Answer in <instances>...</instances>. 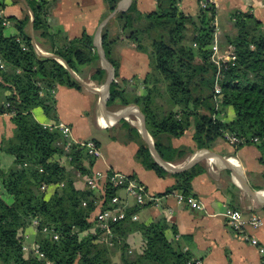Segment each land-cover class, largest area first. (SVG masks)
Wrapping results in <instances>:
<instances>
[{
  "label": "trees",
  "instance_id": "16d2710c",
  "mask_svg": "<svg viewBox=\"0 0 264 264\" xmlns=\"http://www.w3.org/2000/svg\"><path fill=\"white\" fill-rule=\"evenodd\" d=\"M22 1L26 8L19 18L5 17L0 12V114H8L13 124L11 136L0 140V152L13 157L8 167H3L0 160V264H199L176 240L177 231L164 218L135 220L139 205L124 208L122 218L110 221L109 233L100 228L96 213L118 207L111 200L118 197L121 187L106 179L97 182V189L75 187L77 175L84 181L93 177L98 153L90 156L80 143L66 149L67 140L62 133L46 125L58 121L52 90H81L82 84L57 59L39 52L26 28L31 17L35 34L50 42L45 51L60 58L81 79L86 78L82 67L99 59L93 37L83 32L77 37H63L58 43L47 23L56 0H19ZM105 2L112 12L118 0ZM179 2L157 0L156 9L143 14L137 10L136 0H132L115 15L122 34L135 43L137 50L147 52L150 47L151 72L145 77V91L140 95L133 93L130 97L115 81L119 64L111 55V46L120 34L111 37L109 26L103 28L101 46L114 74L106 107L137 105L156 151L169 163H183L191 150L166 145L161 137H180L190 126L197 149L209 148L227 132L243 143L254 142L263 156L261 22L246 12L234 14L236 34L218 36L216 40L219 46L234 48V59L220 62L218 67L212 58L214 6L200 9L198 22L193 23L195 35L190 45H185L186 27L192 20L180 10ZM4 7L0 0V8ZM105 78L106 71L100 68L89 76L97 85H102ZM216 84L219 94L215 93ZM226 113L232 114L228 120L220 116ZM131 130L136 134L135 129ZM94 144L98 149V144ZM135 158L158 177L174 178V183L157 196L178 191L184 201L193 196V178L205 170L195 162L185 170L169 171L155 162L143 141L138 142ZM30 229L34 232L31 242ZM168 229H172V237L168 236ZM133 232L143 238L139 254L131 252L127 242Z\"/></svg>",
  "mask_w": 264,
  "mask_h": 264
},
{
  "label": "crops",
  "instance_id": "0c3cea01",
  "mask_svg": "<svg viewBox=\"0 0 264 264\" xmlns=\"http://www.w3.org/2000/svg\"><path fill=\"white\" fill-rule=\"evenodd\" d=\"M3 1L5 7L0 8V12L5 17L19 18L26 8L24 1ZM131 1H123V9ZM204 1L207 2L206 7L213 5L215 8L214 26L217 37L236 34L232 20L237 12L251 14L261 22L264 29V0H180V10L192 20L186 27L185 45H190V40L195 35L193 23L198 22L201 3ZM136 5L140 13H149L156 9L157 0H136ZM111 13L105 0H56L47 23L58 43L63 37L73 38L83 32H87L94 40L99 29L101 36L106 25L109 26L111 37L120 34L119 40L111 46V55L119 64V77L115 81L129 92L130 97L133 93L140 95L145 91V77L151 72L148 56L150 47L148 45L147 52L137 50L135 43L122 34L120 23L115 19L117 13L110 16ZM105 21L101 28L100 25ZM26 31L41 51L46 52L45 49L50 48L49 40L39 38L33 31L31 17ZM225 49L226 46H219L216 55L223 54ZM103 66L104 63L99 57L93 65L82 67V72L86 75L82 80L95 89H86L83 86L81 90L58 87L53 92L56 118L70 127L73 140L93 141L98 144V158L92 167L93 176L107 174L108 171L132 176L149 195L157 199L139 205L134 213L135 220L144 222L164 218L177 231L176 240H180L183 248L189 250L192 259L199 261V264H264V226L246 229V233L257 241V246H254L244 241L241 235L227 225L225 216L228 210H237L245 219L253 215L264 218V155H261L255 143L241 142L232 145L225 138L219 137L209 148L197 149L193 142V126L180 137H161V142L166 145L191 150L183 163L170 164L183 165L196 154V163L204 166L205 170L191 182L193 196L190 198L196 201L197 206L181 203L177 198L181 194L178 191L157 196L156 194L174 183V178L171 175L158 177L154 171L144 168L136 160L138 142L146 143L141 135L143 123L137 105L115 104L106 107L110 113H105L101 108L98 94L101 89L89 76L97 68L104 69ZM159 104H162L160 100ZM220 116L228 120L232 114ZM145 128L152 139L146 125ZM131 129H135L136 134ZM12 130L10 116L0 114V140L11 136ZM0 160L3 167L13 163V157L4 152H0ZM74 185L79 190L86 189L82 176L77 175ZM118 197L124 208L138 205L123 190L119 191ZM167 234L172 237V229H168ZM184 236L187 237L186 241L183 240ZM33 238L34 232L30 229L28 241L31 242ZM127 242L131 252L140 253L143 238L139 232L131 233ZM115 258L117 261L118 256Z\"/></svg>",
  "mask_w": 264,
  "mask_h": 264
},
{
  "label": "built area",
  "instance_id": "2783aa9c",
  "mask_svg": "<svg viewBox=\"0 0 264 264\" xmlns=\"http://www.w3.org/2000/svg\"><path fill=\"white\" fill-rule=\"evenodd\" d=\"M206 5H207L206 1L201 3L202 8L206 7ZM3 23L7 26L5 22ZM214 37H215V44H214V52H213L212 58L215 64H217V66L220 67V62H224L229 59H234V48L231 45H228L226 46V49L223 54L216 55V51L218 50V47H219L216 41L217 40L216 33H214ZM217 78H220V73L217 74ZM219 91L220 89L218 85L216 84L215 93L219 94ZM53 92L54 91L52 90V93ZM46 126L50 130L57 129L62 133L63 137L67 140V145L65 147L66 149H68L70 145L80 143L85 146L86 151L90 156L98 153L97 148L95 147V144L93 141H86V142L85 141L84 142L74 141L72 138L70 127L66 125L64 122L55 121L52 123H48ZM224 138L232 145H237L241 143L240 139L236 138L235 136L227 132H225ZM254 141H257V139H254ZM209 164L212 165L211 161H209ZM85 179H86L85 181L86 186L92 190L98 188V185H97L98 181L106 179L110 183H112L114 186L121 187V190H123L128 196H130L135 202V204H138V205H143L149 202H153L154 200H157L152 195H149L147 191L145 190V188L138 181H136L131 176H128L123 173L112 172L111 175L101 174V175H96L93 177H88ZM177 198L183 204H186L191 207L197 206V203L193 198H188L187 201H184L185 198L182 194H178ZM111 203L113 205L117 204L118 207L116 208L113 207L109 209L108 208L100 209L96 213V219H97L98 225L100 226L101 229L105 230L108 233H109V222L116 221L122 218L125 213L124 207H122L120 204L119 197L112 198ZM225 216H226L227 225L231 229H233L237 234L241 235L244 241L249 242L250 244L254 246H257V241L253 237L249 236V234L246 233V229L248 227L253 228V229L263 227L264 218L253 215L250 218L245 219L242 217L241 213L237 210H228ZM38 255L41 256V254L39 253ZM197 263H199V261H197Z\"/></svg>",
  "mask_w": 264,
  "mask_h": 264
},
{
  "label": "water",
  "instance_id": "95a60500",
  "mask_svg": "<svg viewBox=\"0 0 264 264\" xmlns=\"http://www.w3.org/2000/svg\"><path fill=\"white\" fill-rule=\"evenodd\" d=\"M123 1H126V0H123ZM122 2L119 1L117 3L115 9L112 11V13L110 14V16H113L118 11L123 10V7H122V4L123 3ZM105 23H106V21L103 22L100 25L101 28H102V26L105 25ZM100 30L101 29H99L98 33L96 34L95 39L93 40V44L95 45V47L97 49V53H98L99 57L101 58V60L104 63V66L103 67H104L105 71L107 72V76L105 78L104 83L100 86L101 92H98V91L97 92L100 95V102H99V104H100L101 108L103 109V111L105 113H110L106 109L105 101H106V99H107V97L109 95V87H110V83L112 82V80L114 78V74H113V67L110 64V62L107 60V58L105 57V53H104L103 48L101 46V36L99 34L100 33ZM31 43L42 54L47 55V56H50V57H53V58L57 59L61 64H63L68 69V71H70L72 73V75L82 84L83 87H85L86 89H95V88L90 87L85 81L81 80L79 78V76L77 74H75V72H73L71 69H69L66 66L65 62H63L56 55H53V54H50V53L41 51L39 48H37V45H36V43H35V41L33 39L31 40ZM140 115H141L142 123H143V127L141 129V135L144 138V140L146 141V143L148 145V148L150 150V153H151V155H152V157H153V159L155 160L156 163H158L160 166L164 167L165 169H167L169 171H182V170H185V169L189 168L195 162H197V159L198 158H197V155L196 154H194L191 157V159L188 162H186L185 164H183V165H172L169 162L164 161L160 157V155L158 154V152L156 151L152 139L150 138V136L146 132L145 122H144V119H143V115L142 114H140Z\"/></svg>",
  "mask_w": 264,
  "mask_h": 264
},
{
  "label": "rangeland",
  "instance_id": "374dc122",
  "mask_svg": "<svg viewBox=\"0 0 264 264\" xmlns=\"http://www.w3.org/2000/svg\"><path fill=\"white\" fill-rule=\"evenodd\" d=\"M81 79V77H79ZM82 80V79H81ZM97 87H100V85H97ZM116 259V258H115Z\"/></svg>",
  "mask_w": 264,
  "mask_h": 264
}]
</instances>
